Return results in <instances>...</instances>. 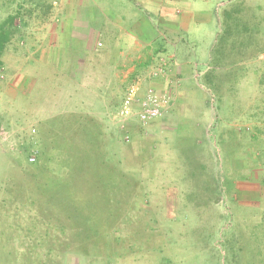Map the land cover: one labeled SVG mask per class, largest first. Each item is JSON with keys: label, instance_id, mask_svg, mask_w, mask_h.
Wrapping results in <instances>:
<instances>
[{"label": "rangeland", "instance_id": "rangeland-1", "mask_svg": "<svg viewBox=\"0 0 264 264\" xmlns=\"http://www.w3.org/2000/svg\"><path fill=\"white\" fill-rule=\"evenodd\" d=\"M56 1L0 0V264H264V0H208L184 97L146 124L117 113L135 76L141 94L171 86L170 67L146 78L161 54L125 73L108 115L65 105L37 51ZM86 36L72 49L94 60L98 32Z\"/></svg>", "mask_w": 264, "mask_h": 264}, {"label": "crops", "instance_id": "crops-1", "mask_svg": "<svg viewBox=\"0 0 264 264\" xmlns=\"http://www.w3.org/2000/svg\"><path fill=\"white\" fill-rule=\"evenodd\" d=\"M207 2L208 0H58L54 16L50 19V28L38 38L40 44L37 51L42 56L40 63L45 67L44 71L55 74L54 78L58 79L54 81L55 84L65 83L64 103L71 110L84 113L95 106L101 114L108 115L107 110L114 108L118 98L122 77L125 80L127 73L145 69L154 56L161 54L167 58L175 80H179L175 89L176 99L181 100L184 97L181 96L182 85L188 84L181 75L186 70L190 71L187 68L190 64L187 58L196 55L199 37L195 34L210 16ZM221 4L223 6L225 2L222 1ZM58 19H63V22ZM79 24L86 29L82 30ZM59 26L64 34H68L64 40L65 46L69 48L66 57L59 50ZM71 28L77 29L71 31ZM96 31L97 58H88V53L84 56L79 52L74 54V41ZM92 48L94 47L87 48V51ZM213 48L214 46L209 49L211 54ZM202 73L204 72H200V75ZM54 82L51 80L50 84ZM154 83L156 84L151 82L153 85ZM52 97L54 95L50 93L49 107L54 103V100L51 101ZM174 104L175 102L172 103L173 106ZM164 114L161 119L173 118L170 110ZM185 116L186 114L178 116V119L184 121Z\"/></svg>", "mask_w": 264, "mask_h": 264}, {"label": "built area", "instance_id": "built-area-1", "mask_svg": "<svg viewBox=\"0 0 264 264\" xmlns=\"http://www.w3.org/2000/svg\"><path fill=\"white\" fill-rule=\"evenodd\" d=\"M259 57L264 59V50L259 53ZM169 71L167 58L160 56L159 64L147 74L146 78L151 80L165 78L168 76ZM143 81L144 77L137 75L128 84L117 114L130 120L136 116L140 122L146 124L162 117L168 110L175 99V88L179 80L170 81L171 86H167L165 89L157 90L150 87L144 94H141ZM29 160L35 161V155H31Z\"/></svg>", "mask_w": 264, "mask_h": 264}, {"label": "trees", "instance_id": "trees-1", "mask_svg": "<svg viewBox=\"0 0 264 264\" xmlns=\"http://www.w3.org/2000/svg\"><path fill=\"white\" fill-rule=\"evenodd\" d=\"M232 16L233 14L230 11L226 12L227 23L224 21L226 24L225 31L224 33L218 35L216 47L213 49L214 50L213 60L216 66L221 65V62H222L221 60L223 59L225 49L229 43L227 34L230 29V25L228 24V20H230ZM10 21L11 22L13 21V17L10 18ZM237 23L238 22L236 21V24ZM11 25L4 23L3 25L0 26V68L3 65L2 57H3L5 47L7 43L11 40V30H10Z\"/></svg>", "mask_w": 264, "mask_h": 264}]
</instances>
